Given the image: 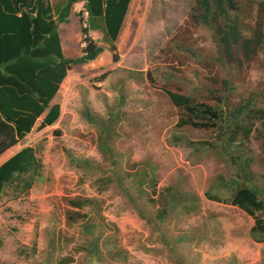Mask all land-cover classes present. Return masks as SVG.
I'll list each match as a JSON object with an SVG mask.
<instances>
[{"label":"rangeland","instance_id":"rangeland-1","mask_svg":"<svg viewBox=\"0 0 264 264\" xmlns=\"http://www.w3.org/2000/svg\"><path fill=\"white\" fill-rule=\"evenodd\" d=\"M138 1L133 0L132 9ZM144 1L153 24L132 54L136 70L119 68L117 62L74 67L56 97L61 105L57 122L38 129L41 121H37L25 143L16 147H40L45 168L27 196L0 197V264H59L62 258L71 264H264V243L249 236L254 220L224 203L228 192L214 186L220 176H237L229 158L232 152L212 147L219 144L218 129H175L181 111L166 95L167 90L180 92L198 102L232 109L250 100L252 109L264 110V19L257 18L249 0H240L247 34L258 26L261 44L251 46L254 52L249 57L237 48L225 56L211 31L189 19L193 0H160L155 15V0ZM129 17L135 20L134 15ZM81 33L79 20L71 16L62 34L65 57L80 56ZM129 33L128 28L127 37ZM101 42L108 50L109 43ZM115 45L122 52L119 41ZM253 116L247 118L248 139L243 132L238 137L252 158L255 182L264 189L260 179L264 115ZM174 133L186 140H173ZM103 141L115 163L103 159L99 150ZM72 158L89 159L102 170L79 167ZM141 164L153 167L155 177L149 187L135 185L128 177L125 188L131 196L138 188L150 193L155 189L153 205L143 198L130 201L116 185L105 189L95 182L109 169L131 174ZM169 190L181 198L175 209L164 200ZM206 193L222 201L209 200ZM76 197H93L100 203L95 210L101 218L98 213L91 215L99 220L92 235L84 233L80 222L70 225L66 220L68 211L77 210L69 205ZM163 208L166 214L159 219L157 212ZM97 236H101L100 252L90 261L88 246Z\"/></svg>","mask_w":264,"mask_h":264},{"label":"trees","instance_id":"trees-1","mask_svg":"<svg viewBox=\"0 0 264 264\" xmlns=\"http://www.w3.org/2000/svg\"><path fill=\"white\" fill-rule=\"evenodd\" d=\"M78 1L63 0L50 6L48 0H0V156L25 143L37 121H41L38 129L57 122L61 105L56 102V97L68 72L95 60L103 52V47L87 35L88 28L102 33L103 39L109 43L113 62L118 61L115 43L121 34L131 0H84V10L88 16L87 27H82V33L86 46L80 47L82 53L79 57L70 59L62 51L59 25L68 22L71 7ZM250 3L251 0L247 1L254 14L257 12V18L264 19V1L253 6ZM244 8L240 0H193L189 19L193 24L198 23L211 31L225 56H230L232 50L237 48L243 56L249 57L254 52L251 46L259 47L261 38L258 26L248 36L244 18H241ZM256 36L259 38L255 39ZM166 95L181 111L175 129L195 127L219 130V144L214 143L212 147L219 145L225 152L229 148L232 153L226 155L229 154L231 164L238 171L235 178L218 177L214 186L228 192V199L224 203L239 208L254 220L249 236L256 243H264V189L255 182V175L250 168L252 158L247 156L243 148V138L238 137L243 132L244 138L248 139L251 126L247 125V120H253L255 114L264 115V110L252 109L250 100L244 106L232 109L198 102L192 96L180 92L167 90ZM172 139L186 140L182 134L175 133ZM207 143L210 146L211 142ZM99 150L105 161L115 163L106 141L101 143ZM41 152L38 146H22L0 165V197L7 194L16 199L28 195L45 168ZM72 160L77 166L85 165L90 171L102 170L89 159ZM152 170V166L143 164L131 174L109 169L107 175L97 178L95 182L105 189L110 184L116 185L123 189L130 201L143 198L153 205L155 200L151 195L156 193L155 189L150 193L145 188H138V192L131 196L124 184L130 177L135 185L149 187L155 177ZM260 179L264 182V175ZM169 191L170 194L164 200L168 208L175 209L181 198L180 195L175 196L172 190ZM206 194L209 200L222 201L219 197ZM190 198L196 203L194 197ZM98 204V200L93 197L69 200L71 208L77 210L66 213L68 224L80 222L84 233L92 235L99 224L98 219L91 217L98 213L95 210ZM83 209L89 214L81 213ZM166 209L157 212L159 219L164 217ZM101 236L89 243L88 259L98 258L95 255L100 252ZM59 264L71 263L68 258H62Z\"/></svg>","mask_w":264,"mask_h":264},{"label":"crops","instance_id":"crops-1","mask_svg":"<svg viewBox=\"0 0 264 264\" xmlns=\"http://www.w3.org/2000/svg\"><path fill=\"white\" fill-rule=\"evenodd\" d=\"M48 1H49L50 6H53L54 4H57L63 0H48ZM159 1L160 0L154 1V3H156V5H153V9H152L153 15H155V11L157 9L156 6L157 5L160 6ZM132 3H133V0L130 1L129 8H128V11L126 13V16H125V19L123 22L122 31H121V34H120L118 40H117V42L119 41L118 48H121L122 52L118 53V49L116 47V51H117V54L119 56L118 61H116L118 63V67L119 68L124 67V69H128L130 71L136 70L133 68L136 64V61H135V59H133L132 54H134L135 49H137L138 43H139L141 37L143 36V34L147 30H149L153 24L152 21H150V16H152V14L149 12V8H148L149 5L145 4V1L139 0L138 6L135 8V5H134L133 9H132ZM143 3H144V6H143ZM133 11H135L134 14H133ZM129 15H134L135 20H131L133 17H129ZM71 16H74L75 18H77L79 20V26L81 29H82V27H84V25H86V27H87L86 19H87L88 15H87V12H85V10H84V0H79L78 2L74 3L71 7L68 22L67 23H61L59 25L60 37H61V46H62L63 52H64V48H63L62 34L64 31V26L69 23ZM127 18H128V20H127ZM126 25H127V30H126ZM128 28L130 30V33H129V36L127 37L126 31L128 32ZM134 34L136 35V37L131 36ZM83 35H84L83 33H81V35L79 34V36H80L79 38L83 39ZM87 35L92 40H94L99 46L103 47V52L95 60L85 64L84 66L82 65L85 69H87L91 65L95 64V62H97V63L112 62V64L116 63V62H113L112 57H110V55H108V52L106 53V51H109V49L107 50L106 45H104L101 42L103 40V35L100 31H94V30H90L88 28ZM80 44H81V48H83V42ZM124 49H125V51L123 52ZM124 62H126L128 64V68L124 66V65H126V64H124ZM146 62H147V59H146ZM106 63H104L103 65H106ZM70 71L73 72L74 70H70ZM70 71L68 72L67 77L64 79L62 84H64L66 82V79L70 77V74H71ZM62 84H61V86H62ZM14 149H16V147L8 150L7 152H5L3 155L0 156V165L4 161H6L10 156H12L14 153H16V151H18L20 148H17L16 150H14Z\"/></svg>","mask_w":264,"mask_h":264},{"label":"built area","instance_id":"built-area-1","mask_svg":"<svg viewBox=\"0 0 264 264\" xmlns=\"http://www.w3.org/2000/svg\"><path fill=\"white\" fill-rule=\"evenodd\" d=\"M84 27H86V25H84ZM86 46V42L83 41V48Z\"/></svg>","mask_w":264,"mask_h":264}]
</instances>
